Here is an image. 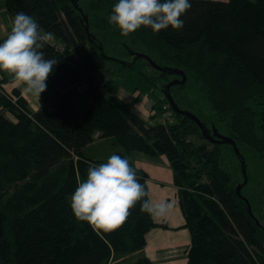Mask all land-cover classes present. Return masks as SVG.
Instances as JSON below:
<instances>
[{
	"label": "trees",
	"instance_id": "obj_1",
	"mask_svg": "<svg viewBox=\"0 0 264 264\" xmlns=\"http://www.w3.org/2000/svg\"><path fill=\"white\" fill-rule=\"evenodd\" d=\"M117 2L4 0L13 18L33 17L65 50L56 52L48 43L40 49L58 63L38 110L30 109L18 88L6 97L2 85L10 76L0 72V105L14 117L0 111V264H107L113 255L144 247L149 231L166 226L141 211L140 203L111 233L97 234L75 219L71 196L89 166L102 164L83 154L97 132L98 139L113 138L124 150L116 155L133 167V151L168 158L191 234L187 264H264V0H189L181 30L141 27L127 38L108 22ZM139 54L185 73L186 81L170 91L180 108L207 111L203 118L197 114L203 128L175 111L176 122L149 124L116 95L121 79L102 72L114 75L111 63L119 61V71L137 76L136 83L131 74L125 77L133 90L158 87L160 78L166 84L183 79ZM85 83L88 97L79 94ZM82 98L88 106L77 112ZM153 106L162 113V106ZM215 131L234 139L241 154L207 138L217 139ZM134 169L150 198L147 172ZM246 178L242 198L236 187Z\"/></svg>",
	"mask_w": 264,
	"mask_h": 264
},
{
	"label": "clouds",
	"instance_id": "obj_2",
	"mask_svg": "<svg viewBox=\"0 0 264 264\" xmlns=\"http://www.w3.org/2000/svg\"><path fill=\"white\" fill-rule=\"evenodd\" d=\"M190 8L189 0H118L108 22L125 38L141 27L154 33L169 27L181 30L184 22L180 17ZM52 39L53 34L40 28L33 17L17 13L7 38L0 43V72L11 76L24 92L40 98L58 63L46 60L40 51ZM147 197L129 159L113 154L107 162L89 166L86 179L71 196V210L78 222L88 223L97 234L111 233L127 221L138 203L141 211L157 218L172 211V204L154 203Z\"/></svg>",
	"mask_w": 264,
	"mask_h": 264
},
{
	"label": "crops",
	"instance_id": "obj_3",
	"mask_svg": "<svg viewBox=\"0 0 264 264\" xmlns=\"http://www.w3.org/2000/svg\"><path fill=\"white\" fill-rule=\"evenodd\" d=\"M9 32L5 28V32L3 34L0 33V35H2L1 37H5ZM0 79H2L1 76ZM2 86L7 90L18 88L30 104L29 93L24 92L21 87L16 84H11V86L7 87L6 83H3ZM37 103L38 106L34 110L42 107V99L41 101H36ZM105 140L109 139L97 138L94 142L84 147V156L105 163L103 161L104 156L101 153L95 151L94 148L93 151L91 150L92 147L102 144ZM113 142L116 145L114 139ZM104 148L105 146L100 149ZM118 152H124V150L117 151L116 154ZM132 153L129 154L132 162L134 163L135 161L137 166L148 174V188L151 200L154 203H170L173 205V208L166 217L157 218L154 216L156 222L164 223L166 226H158L149 231L146 235L147 243L144 247L132 252L113 255L107 264H134L136 260L145 257L150 259V264H187L191 234L185 226V217L179 204L178 187L174 183V175L170 162L165 155L146 158L142 157V155H132Z\"/></svg>",
	"mask_w": 264,
	"mask_h": 264
},
{
	"label": "rangeland",
	"instance_id": "obj_4",
	"mask_svg": "<svg viewBox=\"0 0 264 264\" xmlns=\"http://www.w3.org/2000/svg\"><path fill=\"white\" fill-rule=\"evenodd\" d=\"M12 21H13V17L6 10V7L4 5V0H1L0 1V33L3 34L5 32V28L9 32L10 28H11ZM1 36L2 35H0V37ZM123 50H125V49H123ZM124 53L125 52L123 51L121 56L123 58H125L126 60L131 61V57H132L131 54H129L128 52L125 53V54ZM121 61H123V60H121ZM120 63H121L120 61L117 62L116 64H112L111 63V66L114 67L113 70H115L114 75L112 73H110V72H102L103 74L106 75L105 77H107V79H111V78H115V77H118L119 79H121L120 82H119L120 86L118 87L119 91L117 92L116 95H118V97H120L121 99H123L126 102H128L131 105L132 109L138 115H140L147 123L154 125V124H156L158 122H164L163 117H162V113L158 110L157 107L154 108L153 105L157 104V106L159 107V106H162V105H164L166 103L165 102L166 96H165L164 91L162 89V87H164V85L166 84V79L160 78L158 80L159 81V86L158 87H156V86H153V87L151 86L150 87L149 86V88L145 92L141 91L140 89L133 90L132 89L133 88L132 83H129V81H126L125 77L127 75L131 74L130 77L134 78L135 80L133 82L136 83L137 82V76H136V74L131 73V72H133V70L132 71H128V70L123 69L122 71H119V68L122 65ZM108 66H109V64H108ZM145 67L147 69H149L150 73L153 72V73L157 74L153 69H150L147 65H145ZM169 78H171V75L169 76ZM11 79H12V77L10 76L8 82H6L7 87L11 86V84L15 85V83ZM138 84H139V82H138ZM3 89L5 91H7V92H10V93L12 91V90H7L4 87H3ZM107 90L109 91V88H107ZM172 93L176 97L175 89L172 90ZM79 94L80 95L83 94L84 97H88V94L85 92V90H83V91L79 90ZM28 96H29V99H30V104H29L30 109L34 110L35 107L38 106V103L36 104V101H41V97L38 98L36 96H33L30 93H29ZM34 100H36V101H34ZM81 100H84V99L82 98V99L79 100V104H78L77 109H76L77 112H82L88 106V101H86V102L84 101L83 102ZM1 106L2 105H0V111L6 113L7 116H9L11 119H14L13 115L11 114V112L9 110L5 109V108H2ZM184 109L188 110V111H191V112L195 113L196 115L198 114L201 118H203L202 113H206L207 112V111H205V112L204 111H200L199 108H192L190 106H188V107H186ZM176 121L177 120H176L175 116L173 115L172 118L169 119L167 122H176ZM106 139H109V140H105V141L102 142V144L96 145V146L91 148L92 151H93V148H94L95 151L101 153L104 156L103 161H105V162H107V159L111 155L116 154L117 151H120V150L123 151V148H121V146H119L118 144H116V145L114 144L113 138L108 137ZM190 139L195 144H200L202 142V139L197 137V136H191ZM104 146H105L104 149H100L101 147H104ZM208 146L211 147L212 145L210 143H208ZM132 155H142V157H146V158L150 157L151 158V156H149V155H147V154H145L143 152H140V151H135V152L133 151ZM152 159L156 160L154 158H152ZM133 164H134V167L137 170H143L142 168L137 166L135 161H134ZM260 217H261V219H262V221L264 223V215H260Z\"/></svg>",
	"mask_w": 264,
	"mask_h": 264
},
{
	"label": "water",
	"instance_id": "obj_5",
	"mask_svg": "<svg viewBox=\"0 0 264 264\" xmlns=\"http://www.w3.org/2000/svg\"><path fill=\"white\" fill-rule=\"evenodd\" d=\"M135 53V52H134ZM139 56H145L148 61L151 63V65L153 67H155L156 69L160 70V71H163V72H166L168 71L169 69L167 68H163L161 67L160 65H158L156 62L153 61L152 58H150L149 56L145 55V54H139ZM169 71H172L173 74H176V73H179L183 76V79L182 80H178V79H173L171 80L169 83L166 84L165 86V96L167 97V100L168 102L170 103L171 107L173 108V110L177 113H181L185 116H187L188 118H190L191 120L195 121L201 128L204 127V124L202 123L201 119L193 112L191 111H188V110H185V109H182L178 106V104L176 103L175 99L173 98L172 94H171V87L176 85V84H179V83H184L187 79L185 73L183 71H180V70H169ZM207 135V138L212 140L213 142H221V141H225L229 144H231L234 149H235V152L240 155L241 152H240V149L238 148L236 142L234 141V139L230 138V137H227L225 135H222V134H219L215 131V135L218 137L217 139L213 138L212 135L210 134H206ZM244 173H245V169L243 170ZM248 182V179L246 178L244 183L243 184H239L237 185L236 189H237V192L238 194L240 195V197L244 198L243 195L241 194V191H242V188L243 186ZM249 211L250 213L253 215L252 211H251V207L249 206ZM254 216V215H253ZM258 221V220H257Z\"/></svg>",
	"mask_w": 264,
	"mask_h": 264
},
{
	"label": "built area",
	"instance_id": "obj_6",
	"mask_svg": "<svg viewBox=\"0 0 264 264\" xmlns=\"http://www.w3.org/2000/svg\"><path fill=\"white\" fill-rule=\"evenodd\" d=\"M48 44L56 52H64V50H65V44L61 40L56 38L54 35H53V39ZM79 90L83 91L84 87L83 86H79ZM6 92L7 91H5V92L3 91V94L6 97L10 98L11 95L9 94V92H7V93ZM12 100H13V102H16V99H12ZM173 115H174V110L171 107L170 103L167 101L164 105H162V117H163L164 123L167 122L169 119H171ZM99 135H100V133L97 132L95 134V138H98Z\"/></svg>",
	"mask_w": 264,
	"mask_h": 264
},
{
	"label": "bare ground",
	"instance_id": "obj_7",
	"mask_svg": "<svg viewBox=\"0 0 264 264\" xmlns=\"http://www.w3.org/2000/svg\"><path fill=\"white\" fill-rule=\"evenodd\" d=\"M83 87H84V90H85L87 88V84L85 83Z\"/></svg>",
	"mask_w": 264,
	"mask_h": 264
}]
</instances>
